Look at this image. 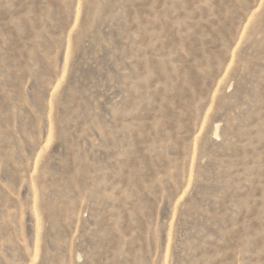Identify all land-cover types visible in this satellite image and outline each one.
<instances>
[{
	"label": "rangeland",
	"instance_id": "obj_1",
	"mask_svg": "<svg viewBox=\"0 0 264 264\" xmlns=\"http://www.w3.org/2000/svg\"><path fill=\"white\" fill-rule=\"evenodd\" d=\"M0 264H264V0H0Z\"/></svg>",
	"mask_w": 264,
	"mask_h": 264
}]
</instances>
